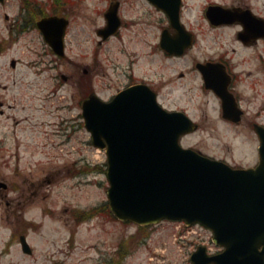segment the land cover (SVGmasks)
<instances>
[{
    "label": "rangeland",
    "instance_id": "rangeland-1",
    "mask_svg": "<svg viewBox=\"0 0 264 264\" xmlns=\"http://www.w3.org/2000/svg\"><path fill=\"white\" fill-rule=\"evenodd\" d=\"M22 2L0 4V180L9 184L6 197H0V264H190L191 253L202 245L200 236L187 235L183 226L177 230L179 224L168 221L140 229L101 209L107 203L106 158L91 145L83 127L81 101L91 86L107 99L113 90L100 91V85H114L121 71L132 70L136 77L162 82V94H170L169 106L183 108L200 122L196 132L182 139V146L246 164L253 153L249 130L217 120L212 99L196 89L193 77L174 79L192 55L171 59L160 53L164 21L146 4L126 3L121 15L127 27L99 45L95 31L104 26V1L37 0L41 6L36 16L55 12L69 20L61 59L32 24L34 5L26 14ZM208 2L246 3L264 17V0H184L185 20L203 24ZM64 3L68 7H58ZM220 36L230 47L231 32ZM262 49L260 43L234 57L248 58L252 67L261 63L255 55ZM256 76L263 79L259 102L264 107V69ZM247 105L251 111L252 105ZM261 119L264 122V113ZM31 182L38 192L34 197L27 194ZM4 201L13 202L12 210ZM81 210L86 214L76 227L74 215ZM16 218L30 225L11 238L10 222ZM19 234L27 236L31 255L21 252ZM209 248L210 253L219 250Z\"/></svg>",
    "mask_w": 264,
    "mask_h": 264
},
{
    "label": "water",
    "instance_id": "water-1",
    "mask_svg": "<svg viewBox=\"0 0 264 264\" xmlns=\"http://www.w3.org/2000/svg\"><path fill=\"white\" fill-rule=\"evenodd\" d=\"M150 2L168 15L178 31L176 38L163 32L161 48L182 54L189 38L179 24V0ZM207 14L212 20L232 15L219 7L209 8ZM104 17L106 26L97 31L103 40L119 27L116 7L111 6ZM67 24L57 16L36 22L44 41L59 57H64ZM205 79L208 85L207 75ZM81 115L93 147L105 150L107 198L116 218L142 226L168 219L206 227L223 251L208 256L200 246L192 253L191 264H264V128H256L259 164L232 169L182 148L180 136L195 131V124L183 113L162 109L146 86L128 88L110 102L89 94ZM1 188H6L2 182ZM20 244L24 253L31 254L24 237Z\"/></svg>",
    "mask_w": 264,
    "mask_h": 264
},
{
    "label": "flooded vegetation",
    "instance_id": "flooded-vegetation-1",
    "mask_svg": "<svg viewBox=\"0 0 264 264\" xmlns=\"http://www.w3.org/2000/svg\"><path fill=\"white\" fill-rule=\"evenodd\" d=\"M27 1V0H25ZM33 1V0H28ZM69 1V0H68ZM72 1V0H70ZM106 4L103 6L104 12L111 4H115L117 7V13L120 19V28L115 35L118 36V33L124 28L127 27V23L124 22V18L121 15V12L128 2L139 3L140 7L142 4H146L150 9H153L162 14L163 23H160V34L165 32L169 37L176 38L178 33L171 26L168 15L159 10L149 0H102ZM180 1L179 7V22L183 27L185 37L191 41L190 48L186 49L181 56L170 55L166 51L160 49V53L171 59H180L188 55H192L189 60L190 63L183 70H180L176 73L174 79H184L188 76L193 77V82L195 83L196 89L204 96H209L214 103V108L217 113L216 119L219 120L223 125L238 128L241 126H246L250 132V137L252 140V157L251 161L246 164H234L231 161L227 160L225 157H215L216 159L222 161H228L234 166L241 167H254L258 161V138L255 134L256 126H263L264 122L261 117L264 113V107L260 105L261 101L259 99L262 97L260 92L263 85V79L258 78L256 73L264 69V49L261 50L262 53H257L255 57L260 60L262 63L255 64V66L250 67L248 65V58L241 57L235 59V53L237 51L246 50L249 48H254L260 43L264 44V17L256 13L253 8L246 3H218V2H208L205 4L202 12V21L203 24H196L194 26L192 23L188 22L184 18L183 7L184 0ZM67 6L65 3L63 7ZM209 6H221L224 9L229 10L233 14L230 17L222 18L218 21H212L206 14V9ZM68 7V6H67ZM66 8V7H65ZM24 11L25 8L22 6ZM249 19H252V26H247L244 23L250 22ZM7 20V19H6ZM161 21V20H160ZM135 22L134 20L131 21ZM21 29V27H19ZM10 29V28H9ZM19 29V30H20ZM14 25L11 26L9 30L10 33H13ZM226 31H230L232 34L231 46L228 47V41L222 40L220 34ZM160 38V35H159ZM106 42H98L99 45H102ZM14 61V60H13ZM16 61H14L15 68ZM257 71V72H256ZM84 75L88 74V70H83ZM121 78L118 79L114 85H100V91L113 90V93L109 95L111 100L113 96L131 86L142 84L148 86L152 91L155 92L158 102L162 107L169 111H181L185 110L178 106H169L170 94H162L161 83H155L150 78L145 76L136 77L133 71H121ZM207 75L209 84L205 83V76ZM173 78V75H171ZM65 81L66 77H62ZM167 80H165V83ZM91 91L89 93H95L94 86H91ZM206 96V97H207ZM263 100V97L262 99ZM252 105L251 111L249 106ZM1 105V103H0ZM186 113V112H185ZM197 129L200 127V122L193 120ZM7 188L0 191V197H6V192L8 190L9 184L6 182ZM27 188V194L30 192L32 197H34L38 192L36 190L35 184L32 182L29 183ZM32 189V190H31ZM24 199V198H23ZM29 197H26L25 200H28ZM33 200V199H32ZM7 208L12 210L11 206L12 201H4ZM26 219L16 218L14 222H10V235H16L18 232L28 229L30 223ZM75 225V222H73ZM26 231V230H24ZM22 234H19V236Z\"/></svg>",
    "mask_w": 264,
    "mask_h": 264
},
{
    "label": "trees",
    "instance_id": "trees-1",
    "mask_svg": "<svg viewBox=\"0 0 264 264\" xmlns=\"http://www.w3.org/2000/svg\"><path fill=\"white\" fill-rule=\"evenodd\" d=\"M55 1L58 2L59 0H55ZM58 7H59V4H58ZM35 11H38V10H35ZM35 11H34V17L36 18V17H37L36 15H38V13L35 12ZM101 209H102V210H107V206L105 205V206H103Z\"/></svg>",
    "mask_w": 264,
    "mask_h": 264
}]
</instances>
